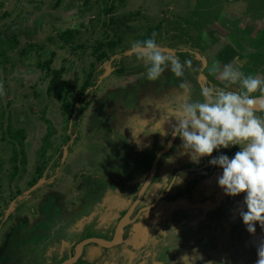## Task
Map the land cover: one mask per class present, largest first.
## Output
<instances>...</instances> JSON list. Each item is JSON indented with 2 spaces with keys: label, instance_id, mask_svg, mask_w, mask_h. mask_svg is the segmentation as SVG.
Listing matches in <instances>:
<instances>
[{
  "label": "rangeland",
  "instance_id": "1",
  "mask_svg": "<svg viewBox=\"0 0 264 264\" xmlns=\"http://www.w3.org/2000/svg\"><path fill=\"white\" fill-rule=\"evenodd\" d=\"M186 20L194 26L189 34ZM216 20L233 26L237 37L232 34L231 42L224 41L234 58L247 57L251 65L243 71L264 76V0H0V264H58L83 238L99 231L104 237L113 235L118 212L111 214L120 205L107 200L114 194L108 186H115L120 173L110 176V169L119 163L125 146L121 139L132 132L129 127L134 131L141 123L139 117L131 121L125 117V128L123 113L145 116L154 108L145 105V111L146 97L160 99L155 103L162 106L167 102L164 90H177L167 70L159 81L144 80L145 66L125 55L128 46L156 33L157 42L181 61L193 60L190 82L195 85L194 77H202L217 83L204 69L213 59L207 58L210 50L206 53L201 40L203 31H208L200 26L211 21L212 26ZM67 29L75 30L69 43L60 36ZM215 29L224 31L218 25ZM99 40L119 41L101 61L92 55ZM30 43L35 47L25 52ZM52 51L56 56L51 68L64 67L68 84L60 101L48 95L50 75L41 67ZM89 74L95 84L84 92ZM165 79L174 85L166 86ZM66 103L74 105L71 115L64 113ZM92 132L96 136L89 144ZM172 154L174 175L192 165L179 160L178 149ZM88 164L101 171L100 180L92 182L84 176L75 185L76 172L93 169ZM165 170L164 164L159 180L167 177ZM189 174L167 189L177 197L172 199L175 205L160 221L158 241L148 254L142 248L148 246V224L132 219L122 246L103 253L89 244L75 264H182L184 254L190 256L186 264H193L197 253L217 264L222 259L226 264H253L260 229L255 237L244 231L235 212L240 197L219 194L223 206L236 205L230 214L213 212L205 200L196 199L198 212L186 217L189 194L182 189L191 182ZM198 178L206 184L211 180L209 175ZM167 179L170 182L159 190L174 178ZM106 254L112 262L103 263Z\"/></svg>",
  "mask_w": 264,
  "mask_h": 264
},
{
  "label": "clouds",
  "instance_id": "2",
  "mask_svg": "<svg viewBox=\"0 0 264 264\" xmlns=\"http://www.w3.org/2000/svg\"><path fill=\"white\" fill-rule=\"evenodd\" d=\"M155 36L156 33H152L144 40L131 42L125 53L144 64V80L159 81L166 70L176 80L177 90L164 96L167 103L163 105V112L161 105L155 103L160 99L154 102L146 97L144 100L145 111V105L154 103L160 113L155 120L161 131L150 134L178 139L175 147L179 156L186 155L197 166L206 160L209 167L219 169L215 183L222 194L240 197L236 213L244 231L255 237L257 228L260 229L253 264H264V76L244 72V62L239 58L223 64L213 59L204 69L217 83L194 77V85L189 80L194 71L193 60L181 61L158 43ZM166 123L170 131L165 129ZM129 128L136 137L133 128ZM168 147L173 144L169 142ZM232 149L235 151L229 155ZM164 159L166 163H174L176 157L169 155ZM183 176V172L171 176L174 179L165 189L182 183ZM189 257L182 255V264H186ZM192 258H198L193 264L199 260L204 264H217L211 259L204 260L199 253ZM219 264L226 261L222 259Z\"/></svg>",
  "mask_w": 264,
  "mask_h": 264
},
{
  "label": "flooded vegetation",
  "instance_id": "3",
  "mask_svg": "<svg viewBox=\"0 0 264 264\" xmlns=\"http://www.w3.org/2000/svg\"><path fill=\"white\" fill-rule=\"evenodd\" d=\"M199 75H202V73L200 72ZM164 84L168 87H170L171 84L174 85L173 82L166 80V79H165ZM164 91L165 92H163V94L167 95L168 90L165 89ZM153 101L155 102V100ZM166 103L167 102H163L161 106L162 112L164 111L163 105ZM152 111H154V113ZM123 115H124V118L125 117L129 118L130 121H131V117H133V116L127 115V113L125 112L123 113ZM137 115H139L138 117L141 118V121H140L141 123L137 124L135 130L133 131L134 132L133 135L134 136L137 135V136L133 137L132 132H130L128 135H126L125 139L124 138L121 139L122 141H124L123 143H125L122 156L117 166H113L110 169V174H109L110 176H113L116 171L120 173V178L114 180V182L116 183L113 182L115 186L113 187L108 186L109 192L113 191L114 194L110 195L109 198H107V200L109 202L118 203L120 205L119 208L117 210L112 211V214H111L115 216L116 213L118 212L117 214L118 219L113 229V235L111 237H104L100 235L101 233L104 234V232L99 231L100 234L98 235L96 233L95 236L103 237L106 239H112L115 235V229H116V226L119 220L130 210V208L135 204V202H137L134 207V210L132 211L129 217L127 224L125 225L124 234H123V242L126 239L125 237L126 231H127V228H129L130 226L131 220L137 219L139 222L144 221L146 222V224H148V227H149V237H148V243H147L148 246H146V248L145 246L142 248L146 249V250L143 249V251L145 254H148L151 246L155 242L158 241L157 230H158V227L161 225V223L163 224V222H160V221L163 219V217L166 218L167 213L170 214L172 210L170 208L175 205V203L173 204L172 202V199L175 196L167 193L169 192V190L167 189L164 190L163 188L159 190V187H164L165 184L169 183L170 181H167L168 179H166V181L163 183V180H164L163 177H161L162 179L159 180V176L161 174V171H163L164 164L166 165L165 172H166L167 178H169V175L174 176L173 174L174 163H166L164 158L169 155L174 156L172 154V151L174 148L177 149L175 145L179 144V140L175 139L173 142V147H171L169 151H167L166 153L160 156L158 163H157L156 171L153 177L151 178L146 190L144 191V194H142L141 198L139 199L140 191L142 190L145 182L150 177V174H151L150 170H151L153 161L155 157L157 156V154L167 145L170 139V136H161L160 134H150V133H155L157 131H161L159 124L155 120V118L159 119L160 113L155 108H150L148 110V113L145 116H142L140 114H137ZM126 118L124 121L125 128H127L128 126V123H127L128 120ZM144 119H147L150 122ZM146 124L147 126H145ZM130 126H132V123L130 124ZM164 127L165 129L169 128V125L166 123ZM140 132H143V133H140ZM110 133L113 134V138H116V135L113 132H110ZM111 134L109 135L110 137H112ZM93 136L94 137L96 136L95 132H92L90 139H89V144H91V140ZM107 139L109 138L107 137ZM94 141L95 140L93 139V142ZM116 141H118L117 138H116ZM99 143L97 146L100 147ZM233 151H235V149L229 150V155H231ZM179 160L182 162H186L189 159L188 157L186 158V155H184V156H181ZM91 167L93 169H88V170L86 169V172L85 170H82L81 172H76L75 174L76 181L74 182H76L77 184L79 180L84 176H86L88 180L90 176V179L92 182H96V180H100L98 172L101 173V171H98L92 165ZM181 170H183L184 171L183 173L186 175H188L190 172L192 174V175L189 174V176H187V177H191V182H188L182 189L183 191H186V193L189 194L190 196V197L188 196V198L186 199V211H187L186 217L193 216L194 213L198 212L199 208L194 207L195 204L197 203L196 199L197 200L200 199L202 201L205 200L207 204L211 205L210 209L213 212L219 211L225 214L233 213L236 205L232 206V204H227L226 206H223L225 201H223L222 197L219 195L222 192L215 183V177L218 175L219 169L209 167L207 165L206 160H202L198 166L192 164L191 166H188L187 168H183ZM199 171H202V173L205 172L206 175L201 174L200 176H198L197 173ZM96 175L98 179H94ZM208 175L211 176V180L209 184H206L205 179L204 180H199V178L197 179V177H203V176H208ZM193 182H195L194 186H192ZM163 190L164 192H162ZM158 194L161 195L160 198L158 197ZM176 198L177 197H175V199ZM160 202H161V205L158 206ZM229 224H231V221L229 222ZM221 230H222V227H221ZM123 242L119 245H116L110 248L101 247L100 245L94 244V243L93 245L99 246L100 249H102L103 253H106V252H112L113 249L119 246H122ZM74 251L72 255L74 254ZM108 255L110 254H106L103 257V260H104L103 263L105 262V260L107 263L112 262L111 258H109L111 257V255L110 256ZM142 258L143 256H140V259ZM137 264H142V262H137Z\"/></svg>",
  "mask_w": 264,
  "mask_h": 264
},
{
  "label": "trees",
  "instance_id": "4",
  "mask_svg": "<svg viewBox=\"0 0 264 264\" xmlns=\"http://www.w3.org/2000/svg\"><path fill=\"white\" fill-rule=\"evenodd\" d=\"M113 7H115V3L112 1V5L111 8L113 9ZM186 7H190V5L186 6ZM192 24H196V23H192ZM186 27L188 32H186V34H189L192 32L191 28H194L193 25H191L190 21L186 20ZM60 36L64 37L67 39V43L70 42V40L73 39V37L75 36V30L74 29H67L63 32L60 33ZM16 43H18L17 38L14 39ZM121 41V40H120ZM118 42H115L114 40H99L95 45H94V49L92 52V55L98 60H104L105 58L108 57V51L114 47H116L118 45ZM32 45L35 44H28V46L26 48H24V51L26 52L31 50L30 48L32 47ZM29 47V48H28ZM56 56V52L52 51L50 54V57L45 60L44 62H42L41 67H46L47 72L50 75V81H49V85L47 88V93L49 96H51L54 99L57 100H62L63 95L68 87L67 81L66 79L63 77V73H64V67H61L59 69L56 68H51L52 63L54 62ZM92 75L89 74L88 79L86 80L85 84L83 85V89L84 92L87 91L91 86H94L95 82L93 80H91ZM66 107L64 108V113L71 115L72 114V109L74 107L73 104H64ZM83 107H86V103H83ZM75 109V108H74ZM22 119L24 118L23 116L21 117Z\"/></svg>",
  "mask_w": 264,
  "mask_h": 264
},
{
  "label": "crops",
  "instance_id": "5",
  "mask_svg": "<svg viewBox=\"0 0 264 264\" xmlns=\"http://www.w3.org/2000/svg\"><path fill=\"white\" fill-rule=\"evenodd\" d=\"M212 22V21H211ZM211 22H208L207 24H202V25H200L201 27H204L207 31H208V34H207V32L206 31H203V34H201V40H202V42H203V44H206L205 45V50H206V53H207V51L209 52V50H210V52L209 53H207V58L211 61L212 59H216V58H219V59H221L220 61H221V64H223V63H227L228 61L229 62H231V61H233L234 60V56H233V54L231 53V51H227L226 50V48L227 47H229L228 45H226V43H225V39H229V41L231 42L232 40L230 39V37H232V34H235L236 35V33H235V31L232 29V27L233 26H231V25H229L228 23H229V21H222V22H220L219 23V21L218 20H216V21H213V25L211 26ZM218 22V23H217ZM224 23V24H223ZM217 25L218 26H221L222 28H224V31H222V32H218L216 29H215V27H217ZM214 28V29H213ZM240 29H242V30H246L245 28H240ZM202 33V32H201ZM250 33V32H249ZM205 34V35H204ZM204 35V36H203ZM214 35V37H216V38H213V39H211V36H213ZM257 35V33L254 35V36H256ZM259 35V34H258ZM261 35H263V34H261ZM236 37H237V35H236ZM208 38H210L211 39V45H210V42H209V40H208ZM207 43H208V45H207ZM234 52V51H233ZM226 53V54H225ZM235 58H239L241 61H243L244 62V67L245 68H248L251 64H247V61L248 60H246V58L247 57H244V56H239V57H235ZM256 58V57H255ZM224 59H226L225 61H224ZM245 68H244V70H245ZM243 70V69H242ZM122 122H123V120H120V124H122ZM75 163L77 162V161H74ZM91 166V164H88V166ZM85 166V165H84ZM83 166V167H84ZM87 169H88V167H87ZM75 181H76V179H75ZM74 184L75 185H77L76 184V182H74ZM90 237V236H89Z\"/></svg>",
  "mask_w": 264,
  "mask_h": 264
},
{
  "label": "water",
  "instance_id": "6",
  "mask_svg": "<svg viewBox=\"0 0 264 264\" xmlns=\"http://www.w3.org/2000/svg\"><path fill=\"white\" fill-rule=\"evenodd\" d=\"M169 142H171L173 144L174 139H172L170 137L168 143ZM168 143L155 157L153 164L151 166L150 177L145 182V184L143 185V188L139 194V199L141 198L142 194H144V191L146 190L151 178L153 177V175L156 171L157 163H158L160 156L162 154L166 153L167 151H169V149L171 148V147H168ZM136 203L137 202H135V204L130 208V210L119 220V222L117 223L116 229H115V235L112 239H106V238L97 237V236L86 237L83 240H81L80 242H78V244L75 247L74 254L72 256L62 260L58 264H75L80 259V257L82 256L84 248L89 244L94 243V244H98L101 247H105V248H110V247L121 244L123 242V234H124L125 225L127 224L129 217H130L132 211L134 210Z\"/></svg>",
  "mask_w": 264,
  "mask_h": 264
}]
</instances>
